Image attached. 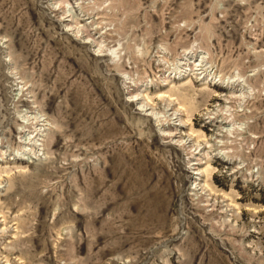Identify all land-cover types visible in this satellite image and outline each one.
Returning a JSON list of instances; mask_svg holds the SVG:
<instances>
[{
  "label": "rangeland",
  "instance_id": "rangeland-1",
  "mask_svg": "<svg viewBox=\"0 0 264 264\" xmlns=\"http://www.w3.org/2000/svg\"><path fill=\"white\" fill-rule=\"evenodd\" d=\"M0 264H264V0H0Z\"/></svg>",
  "mask_w": 264,
  "mask_h": 264
},
{
  "label": "bare ground",
  "instance_id": "bare-ground-1",
  "mask_svg": "<svg viewBox=\"0 0 264 264\" xmlns=\"http://www.w3.org/2000/svg\"><path fill=\"white\" fill-rule=\"evenodd\" d=\"M99 50V49H98ZM172 99V98H171ZM223 131V130H222ZM25 149V148H24Z\"/></svg>",
  "mask_w": 264,
  "mask_h": 264
}]
</instances>
